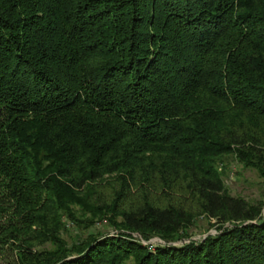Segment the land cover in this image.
<instances>
[{"label":"trees","instance_id":"16d2710c","mask_svg":"<svg viewBox=\"0 0 264 264\" xmlns=\"http://www.w3.org/2000/svg\"><path fill=\"white\" fill-rule=\"evenodd\" d=\"M229 158L264 188V0H0V258L264 264Z\"/></svg>","mask_w":264,"mask_h":264},{"label":"rangeland","instance_id":"374dc122","mask_svg":"<svg viewBox=\"0 0 264 264\" xmlns=\"http://www.w3.org/2000/svg\"><path fill=\"white\" fill-rule=\"evenodd\" d=\"M224 184L227 191L233 197H241L251 204H257L259 201H264V188L257 173L251 170H244L239 164H237L232 158L228 159L226 176L224 177ZM264 213V209L262 211ZM215 219H206L201 217L196 221L195 225L190 228V238L194 241H199L207 235H214L215 231ZM229 224H226L228 226ZM98 230L110 233L113 230L108 227H104L103 224H97ZM71 234L75 231L74 227L69 226ZM134 237L141 240L144 246L153 250V244L162 243L156 237L149 239L148 241L142 240L141 236L134 234ZM68 240V239H67ZM183 242L173 243L175 246H180ZM187 243V242H185ZM11 255L7 258H0V264H11Z\"/></svg>","mask_w":264,"mask_h":264}]
</instances>
